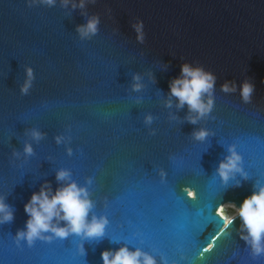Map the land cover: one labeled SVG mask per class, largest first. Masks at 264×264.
Masks as SVG:
<instances>
[{
  "label": "water",
  "instance_id": "95a60500",
  "mask_svg": "<svg viewBox=\"0 0 264 264\" xmlns=\"http://www.w3.org/2000/svg\"><path fill=\"white\" fill-rule=\"evenodd\" d=\"M93 16L97 31L82 38L77 26ZM138 21L142 42L133 27ZM182 64L215 76L212 110L195 124L186 118L195 113L169 94ZM25 66L33 79L21 94ZM226 81L236 90L221 91ZM243 81L253 85L249 103L240 97ZM197 129L209 135L196 140ZM229 146L244 175L236 172L225 183L216 168ZM61 169L69 175L58 181ZM68 182L88 191V219L104 216V235L36 240L31 252L23 241L17 246L31 194ZM260 185L264 0H85L83 8L0 0V197L13 213L11 222L0 223L4 264H101L102 250L121 246L156 264H264V254L254 256L241 238L238 216L210 240L223 223L214 208H238ZM185 189L196 192L194 201ZM207 242L216 246L199 259Z\"/></svg>",
  "mask_w": 264,
  "mask_h": 264
},
{
  "label": "clouds",
  "instance_id": "9594fccd",
  "mask_svg": "<svg viewBox=\"0 0 264 264\" xmlns=\"http://www.w3.org/2000/svg\"><path fill=\"white\" fill-rule=\"evenodd\" d=\"M35 3L36 0H29ZM41 3L52 5L55 0H40ZM62 4H71L72 7H84L85 0H61ZM98 17H91L84 25L77 26V32L82 37L93 35L97 31ZM137 32V40L143 41L142 22L133 25ZM25 80L20 87L21 94H26L31 81L33 72L31 67L25 66ZM181 75L173 78L169 83V94L177 99V107L187 105L189 113L186 118L189 123H196V120L211 112L213 107L212 90L215 85V76L204 71L199 67H191L188 64H182L180 68ZM139 77L134 76L133 80L138 81ZM221 91L232 92L236 86L232 82H224ZM133 90L140 88L139 83L132 84ZM253 92V85L243 81L240 85V97L244 103H249ZM207 96L205 100L204 97ZM171 101H166V106H170ZM145 122H151V116L145 117ZM31 135L38 139L40 133L33 130ZM209 133L205 129L194 130L192 136L196 140H204ZM57 143L61 137H55ZM23 151L26 155L32 154L30 144H25ZM70 152V149H67ZM228 155L218 162L216 173L222 182H227L234 173L240 172V155L229 146ZM66 170H58L56 179L63 181L68 178ZM163 177L164 173H160ZM238 186V185H237ZM188 199L195 198V192L191 189H185ZM93 207V202L89 199V193L84 187H78L75 182H68L62 187L57 188L54 192L47 184L42 186L38 192H33L28 201L24 204V211L27 215L25 226L18 229L15 233L14 242L19 246L23 241L28 247H31L36 240L51 242L53 237L63 240L70 235L81 237V239H95L104 235L105 227L108 223L104 216L96 217L93 215L88 219L89 211ZM226 207L235 208L233 215L225 213ZM215 215L223 221L219 232L224 233L232 221L238 216L241 220V228L246 234L241 238L250 246L252 254L259 256L264 254V185L257 187L249 196H246L240 203L239 207L226 203L216 206ZM13 213L8 204L0 197V223L11 222ZM55 219L56 222H53ZM64 221L63 225L58 222ZM51 233V235H42ZM213 245L210 243L205 246V251L211 250ZM76 253L83 255L82 245L76 246ZM101 264H156L155 259L149 254L139 249L129 250L121 246L116 250H102L100 253Z\"/></svg>",
  "mask_w": 264,
  "mask_h": 264
},
{
  "label": "snow or ice",
  "instance_id": "6c2138e0",
  "mask_svg": "<svg viewBox=\"0 0 264 264\" xmlns=\"http://www.w3.org/2000/svg\"><path fill=\"white\" fill-rule=\"evenodd\" d=\"M195 199H196V192H195V198H194V199H187V200H189V201H194ZM213 211H214V213H215V211H216V207L214 208ZM217 217H218V216H217ZM218 218H219V217H218ZM225 231H226V230H225ZM223 234H224V233L219 232V229H218V231H216V232L211 236L210 240L213 241V242H215V241H217V239H218L219 237H221ZM208 244H210V243L207 242V245H208ZM211 244L213 245V247H212L211 250H209V251H205V250H204V249H205V245L199 249L198 254H197V257H198L199 259H203L205 253H209V252H211V251L214 250V248H215L216 245H215V243H211ZM28 248H29V251H30V252L33 251V245H32L31 247H28ZM0 264H4V262H3V261H0Z\"/></svg>",
  "mask_w": 264,
  "mask_h": 264
},
{
  "label": "rangeland",
  "instance_id": "374dc122",
  "mask_svg": "<svg viewBox=\"0 0 264 264\" xmlns=\"http://www.w3.org/2000/svg\"><path fill=\"white\" fill-rule=\"evenodd\" d=\"M234 209L233 208H231V207H226L225 208V213L227 214V215H233V213H234Z\"/></svg>",
  "mask_w": 264,
  "mask_h": 264
},
{
  "label": "bare ground",
  "instance_id": "6f19581e",
  "mask_svg": "<svg viewBox=\"0 0 264 264\" xmlns=\"http://www.w3.org/2000/svg\"><path fill=\"white\" fill-rule=\"evenodd\" d=\"M231 208H233V207H231ZM233 209L235 210V208H233ZM234 213H235V211H234ZM234 213H233V214H234Z\"/></svg>",
  "mask_w": 264,
  "mask_h": 264
}]
</instances>
